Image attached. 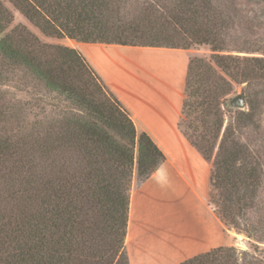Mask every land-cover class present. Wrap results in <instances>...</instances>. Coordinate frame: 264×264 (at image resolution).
Wrapping results in <instances>:
<instances>
[{
	"label": "trees",
	"instance_id": "obj_1",
	"mask_svg": "<svg viewBox=\"0 0 264 264\" xmlns=\"http://www.w3.org/2000/svg\"><path fill=\"white\" fill-rule=\"evenodd\" d=\"M9 4L47 37L210 45L226 89L221 94L210 82L211 67L202 71L201 60H191L179 127L212 163L211 202L219 218L258 234L237 217L247 222L248 212L259 209L262 167L224 127L221 96L233 84L264 80V66L243 70L220 54L225 23L211 0H0V264H129L124 247L134 170L146 179L165 160L85 58L15 25ZM174 35L186 37V47L171 41ZM25 78L45 96L15 100L8 90ZM28 104L60 110L29 122ZM227 252L219 247L181 264H221Z\"/></svg>",
	"mask_w": 264,
	"mask_h": 264
},
{
	"label": "crops",
	"instance_id": "obj_2",
	"mask_svg": "<svg viewBox=\"0 0 264 264\" xmlns=\"http://www.w3.org/2000/svg\"><path fill=\"white\" fill-rule=\"evenodd\" d=\"M103 82L139 132L165 155L130 198L129 264H181L226 244L210 202L212 163L179 127L191 52L166 47L83 43Z\"/></svg>",
	"mask_w": 264,
	"mask_h": 264
},
{
	"label": "rangeland",
	"instance_id": "obj_3",
	"mask_svg": "<svg viewBox=\"0 0 264 264\" xmlns=\"http://www.w3.org/2000/svg\"><path fill=\"white\" fill-rule=\"evenodd\" d=\"M211 1L222 16L221 20L225 23L222 26L225 50L220 52V54L234 57L236 59V64L239 65L240 69L251 71L253 67L258 73V65L260 64V66H264V0ZM9 5L15 13V25L24 24L45 43L68 46L77 50L90 64L85 51L82 50V42L71 40L68 37L60 39L45 36L36 26L22 16L16 8L11 4ZM185 38L186 37L183 35H174L171 41L180 47H186L187 44ZM185 50L191 52V60H201L202 71H205L207 67H211L212 70L217 73V75L214 72L212 73L210 82H213L218 88V91L222 94V91L226 89V85L221 80L223 73L220 72V69L214 63V55H216V53L213 51L212 47L210 45H195ZM90 66L92 67L91 64ZM260 73L261 72H259V74ZM209 76L210 71H207V74H205L204 77ZM22 81L28 82V84L25 85L24 82H19L16 88L8 90L15 100H19V102H29L32 97L31 93L40 95L43 93V96H45L42 86L34 84L35 82L30 79L25 78ZM197 81L198 80H196V82ZM23 89L25 90V94H21L19 91ZM239 93L244 96L246 103L245 110L234 109L228 105L229 101ZM221 98L223 99L222 111L224 127L229 126L230 129L235 132V138L241 144L246 146L252 153L253 157H255V159L261 164L262 186L258 197L259 209L257 211L254 210L248 212V216L246 217L248 220L247 222L244 219L237 217L242 228H245V225H248V227L252 225L258 229V234L249 235L247 232L237 230L221 220L227 228L226 244L223 247L227 248L228 252L220 262H226L227 264H264V80L257 79L251 83L245 82L242 84H233L231 93L221 96ZM44 110L51 113L53 111L58 112L60 109L56 110L55 108L46 107L42 104H28L23 112L28 119L27 121L33 122L40 117ZM52 116L53 114L49 115V117ZM148 178L143 179V177L139 176L137 171L134 170L130 198L135 187L139 186ZM211 204L215 209L212 202ZM128 227L129 219L126 238ZM124 252L128 258L126 247H124Z\"/></svg>",
	"mask_w": 264,
	"mask_h": 264
},
{
	"label": "water",
	"instance_id": "obj_4",
	"mask_svg": "<svg viewBox=\"0 0 264 264\" xmlns=\"http://www.w3.org/2000/svg\"><path fill=\"white\" fill-rule=\"evenodd\" d=\"M231 108L239 109V110H245L246 103L244 96L242 94H237L235 97H233L228 104Z\"/></svg>",
	"mask_w": 264,
	"mask_h": 264
}]
</instances>
